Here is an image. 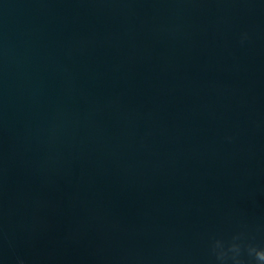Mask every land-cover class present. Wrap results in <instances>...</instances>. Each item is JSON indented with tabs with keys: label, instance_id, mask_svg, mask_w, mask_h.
<instances>
[{
	"label": "water",
	"instance_id": "1",
	"mask_svg": "<svg viewBox=\"0 0 264 264\" xmlns=\"http://www.w3.org/2000/svg\"><path fill=\"white\" fill-rule=\"evenodd\" d=\"M256 251L264 0H0V264Z\"/></svg>",
	"mask_w": 264,
	"mask_h": 264
},
{
	"label": "clouds",
	"instance_id": "2",
	"mask_svg": "<svg viewBox=\"0 0 264 264\" xmlns=\"http://www.w3.org/2000/svg\"><path fill=\"white\" fill-rule=\"evenodd\" d=\"M253 250L254 249H249V252L252 253ZM229 251L234 252L235 254L238 255L240 252V248L238 245L233 244V245H231ZM226 255H227V253L224 251L217 253V256L219 259H223ZM255 257L257 260L264 261V251H256ZM233 259H235V256L233 257ZM236 264H239L238 260H236Z\"/></svg>",
	"mask_w": 264,
	"mask_h": 264
}]
</instances>
